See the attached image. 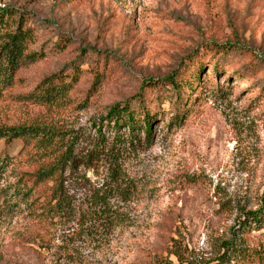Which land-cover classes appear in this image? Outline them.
I'll return each mask as SVG.
<instances>
[{
  "label": "rangeland",
  "instance_id": "1",
  "mask_svg": "<svg viewBox=\"0 0 264 264\" xmlns=\"http://www.w3.org/2000/svg\"><path fill=\"white\" fill-rule=\"evenodd\" d=\"M0 6L12 13L10 28L21 17L32 31L28 52L43 54L0 85V126L84 136L93 118L135 96L131 106L152 120V142L121 163L124 191L108 199L112 223L90 215L105 168L87 172L84 188L73 185L83 219L42 217L43 187L28 207L0 213V264H217L234 235L242 264H264V229L239 227V218L261 207L264 189V0ZM173 73L175 88L161 81ZM52 76L68 90L45 102L38 88ZM24 142L1 141L0 154L16 158Z\"/></svg>",
  "mask_w": 264,
  "mask_h": 264
},
{
  "label": "trees",
  "instance_id": "2",
  "mask_svg": "<svg viewBox=\"0 0 264 264\" xmlns=\"http://www.w3.org/2000/svg\"><path fill=\"white\" fill-rule=\"evenodd\" d=\"M11 16L10 11L0 9V85L2 87L12 84L19 68L35 63L43 57L42 53L28 52V45L34 40L32 31L24 28L21 17L14 28H10L8 20ZM202 72L203 68L199 67L196 80L200 79ZM52 78L55 80V76L45 78L39 88L37 87L40 90L38 97L42 101H53L55 97L68 90L64 84L55 85L51 81ZM161 81L172 88L179 85L174 73ZM147 85H151V82ZM185 86L191 91L194 89L191 82H186ZM134 99H137V96L125 103L115 104L105 115L93 118L92 132L84 136L71 130L47 125L0 126V142L10 144L15 140L25 141V149L16 158L0 154V199L3 200V204L0 203V213H10L24 205L28 207L32 196L46 187L49 196L42 207V217L53 221L77 218L79 214V218L83 219L84 217L80 216L81 212L72 201L73 185L84 188L85 185L82 183L87 182V172L105 168L108 180L90 195V215L91 220L99 219V222L112 223L109 219L112 214L108 199L115 194L121 195L124 191L121 186L124 181L121 163L125 156L142 142L145 144L152 142V120L147 114L140 118L141 115L130 104ZM140 133H143V138ZM31 142H34L32 147H30ZM3 180L7 181L5 186H1ZM78 182L80 183L77 184ZM262 212H264V189L261 207L257 211L245 213L243 219L239 218V227L244 228L249 224L257 230L264 229ZM236 239L234 235L232 239L223 243V252L217 264L244 263L246 255H242L237 250Z\"/></svg>",
  "mask_w": 264,
  "mask_h": 264
},
{
  "label": "built area",
  "instance_id": "3",
  "mask_svg": "<svg viewBox=\"0 0 264 264\" xmlns=\"http://www.w3.org/2000/svg\"><path fill=\"white\" fill-rule=\"evenodd\" d=\"M1 7V6H0Z\"/></svg>",
  "mask_w": 264,
  "mask_h": 264
}]
</instances>
